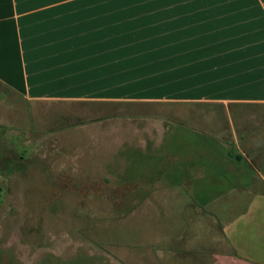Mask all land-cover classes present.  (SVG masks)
<instances>
[{
    "label": "rangeland",
    "instance_id": "374dc122",
    "mask_svg": "<svg viewBox=\"0 0 264 264\" xmlns=\"http://www.w3.org/2000/svg\"><path fill=\"white\" fill-rule=\"evenodd\" d=\"M165 8L166 4L155 5L154 0H100V75L97 84L84 83L88 89L83 93L115 98L113 103L32 101L27 105L0 88L4 259L10 254L14 264H36L51 256L59 258L60 264H158L161 252L156 246L161 238L157 232H176L174 227L184 222H175L191 219L169 212L171 200L168 209L161 207L169 196L154 190V181L139 186L129 176L120 180L117 165L111 162L121 168L124 152H128V165L153 159L138 157L131 150L151 155L166 131L165 120L186 121L189 110L197 109L169 98L264 97V79L253 68L264 58L259 57L264 56V30L256 34L253 49L239 45L230 53L226 50L234 44L236 30L208 22L216 27L191 37L222 44L224 51L207 54L206 69L195 62L186 67L188 57L171 52L167 45L173 38L191 39L162 22L182 15L161 19L155 14ZM110 24L113 35H105ZM174 32L179 35L173 37ZM106 37L112 38L109 44L101 41ZM171 260L169 264L178 262Z\"/></svg>",
    "mask_w": 264,
    "mask_h": 264
},
{
    "label": "crops",
    "instance_id": "0c3cea01",
    "mask_svg": "<svg viewBox=\"0 0 264 264\" xmlns=\"http://www.w3.org/2000/svg\"><path fill=\"white\" fill-rule=\"evenodd\" d=\"M154 2L166 4L155 12L161 19L182 15L162 22L183 30L191 39L177 42L173 38L167 45L171 52L188 57L186 67L195 62L206 69L207 54L224 51L222 44L196 41L193 34L216 24L219 29L236 30L234 44L226 50L234 53L239 45L254 47L256 34L264 30V0ZM99 5L100 0H0V88L7 96L27 103L115 102V98L83 93L88 89L84 83L97 84L100 75ZM195 13L204 17L194 18ZM208 22L216 24L209 26ZM112 31L113 24L107 25L105 35ZM177 35L173 33V37ZM109 39L101 41L109 44ZM261 60L264 58L253 68L257 77L264 79ZM89 89L93 93L94 89ZM169 100L197 109L189 110L186 121L166 118V131L156 140L151 155L131 150L138 157L153 159H138L128 165V152H124L121 168L115 160L111 162L117 165L120 180L129 176L130 181L140 182L139 186L154 181V190L169 196L161 207L168 209L171 200L169 212L178 218H183L182 213L185 218L191 216L174 223L184 222L174 227L176 232H157L161 240L156 248L161 255L156 261L264 264V97L185 96Z\"/></svg>",
    "mask_w": 264,
    "mask_h": 264
},
{
    "label": "trees",
    "instance_id": "16d2710c",
    "mask_svg": "<svg viewBox=\"0 0 264 264\" xmlns=\"http://www.w3.org/2000/svg\"><path fill=\"white\" fill-rule=\"evenodd\" d=\"M10 259H11V255L10 254L7 256V258L4 259L3 258V252L0 249V263L1 264H14V263L11 262ZM2 261H3V263H2ZM36 264H60V259L59 258L52 257V256L51 257H46L45 260L41 259ZM90 264H93V263L90 261Z\"/></svg>",
    "mask_w": 264,
    "mask_h": 264
},
{
    "label": "flooded vegetation",
    "instance_id": "af4514ba",
    "mask_svg": "<svg viewBox=\"0 0 264 264\" xmlns=\"http://www.w3.org/2000/svg\"><path fill=\"white\" fill-rule=\"evenodd\" d=\"M25 104L30 105V103H27V102H25ZM0 114H1V111H0Z\"/></svg>",
    "mask_w": 264,
    "mask_h": 264
}]
</instances>
